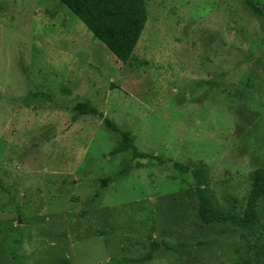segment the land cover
Segmentation results:
<instances>
[{
  "label": "rangeland",
  "instance_id": "1",
  "mask_svg": "<svg viewBox=\"0 0 264 264\" xmlns=\"http://www.w3.org/2000/svg\"><path fill=\"white\" fill-rule=\"evenodd\" d=\"M243 2L146 0L125 63L59 0H0V264L20 235L18 264H128L163 239L176 250L141 264H242L247 229L203 222L190 173L112 155L120 134L72 107L90 100L139 150L204 165L214 204L242 215L264 166V16Z\"/></svg>",
  "mask_w": 264,
  "mask_h": 264
},
{
  "label": "trees",
  "instance_id": "2",
  "mask_svg": "<svg viewBox=\"0 0 264 264\" xmlns=\"http://www.w3.org/2000/svg\"><path fill=\"white\" fill-rule=\"evenodd\" d=\"M63 5L76 15L106 47L122 62H128L134 55L136 46L141 38L148 20L146 0H59ZM248 12L264 16V4L260 0H244ZM216 85L214 81H206ZM77 120L81 115H95L103 119L104 125L121 136V141L112 150V155L130 152L132 159L148 158L160 165L171 163L181 173H190L197 194L200 197L199 216L203 222L225 223L246 228L250 237L248 249L244 254L242 264H264V220L260 211L261 202L264 200V166L255 170L252 187L248 196L247 205L242 215L231 211H224L214 204L212 197V181L204 165H190L187 163L166 158L162 155L147 153L138 149L135 144L134 134L122 128L116 121L104 115L90 100L80 101L72 107ZM131 170V163H123L114 175L102 178L101 191L107 183L117 176L122 177ZM23 243L22 235L15 239V245L10 247L12 255L11 264H18V248ZM198 244H208L209 241L198 240ZM176 250V246L163 239L151 242V249L147 254L138 257H124V263L141 264L151 261L162 246ZM179 245L186 246L188 242Z\"/></svg>",
  "mask_w": 264,
  "mask_h": 264
},
{
  "label": "water",
  "instance_id": "3",
  "mask_svg": "<svg viewBox=\"0 0 264 264\" xmlns=\"http://www.w3.org/2000/svg\"><path fill=\"white\" fill-rule=\"evenodd\" d=\"M19 222H21V219L19 218Z\"/></svg>",
  "mask_w": 264,
  "mask_h": 264
}]
</instances>
